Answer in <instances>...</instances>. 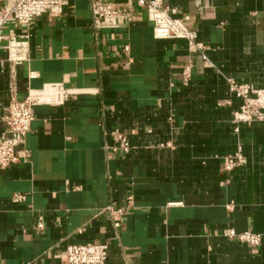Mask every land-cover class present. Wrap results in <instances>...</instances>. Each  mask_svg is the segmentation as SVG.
Returning <instances> with one entry per match:
<instances>
[{"label": "crops", "instance_id": "1", "mask_svg": "<svg viewBox=\"0 0 264 264\" xmlns=\"http://www.w3.org/2000/svg\"><path fill=\"white\" fill-rule=\"evenodd\" d=\"M164 4L202 50L159 39L138 8L128 27L96 31L91 0L5 30L29 41L21 65L0 58V139L13 79L20 100L46 103L27 161L0 169V264H66L67 248L86 243H109L107 264H264V240L225 236H264V123L236 120L230 88L264 99V0ZM115 131L130 152L112 151ZM239 152L245 163L226 173L224 157ZM111 205L125 214L102 212Z\"/></svg>", "mask_w": 264, "mask_h": 264}, {"label": "built area", "instance_id": "2", "mask_svg": "<svg viewBox=\"0 0 264 264\" xmlns=\"http://www.w3.org/2000/svg\"><path fill=\"white\" fill-rule=\"evenodd\" d=\"M72 0H7L0 8V58L3 52L9 55V61L15 68L28 60L29 35L17 37L13 32L5 35V30L11 26H25L30 28L42 16L51 18L62 16L64 9ZM147 12L149 19L155 24L156 36L159 39L186 40L193 50H202L197 41V34L187 28L183 22L176 18L177 11L167 7L164 0H129L126 11L120 10L110 0H91L93 26L96 31L114 30L128 27L134 19L136 9ZM7 41V44L4 42ZM34 76V75H32ZM189 72L184 75V82H189ZM232 93L242 100V106L236 116L241 123H264V99L260 92L255 91L248 84L230 81ZM45 98L29 95L24 100L18 97L15 79L11 84L10 104L7 114L3 117L6 130L0 139V169H9L29 158L25 149L28 135L32 131L36 119L35 107L45 104ZM116 145L113 152L128 153L132 146L128 138L120 131L113 132ZM245 160L242 154L224 157L223 167L226 173H231L236 167L243 165ZM111 216H122L124 209L111 205L102 211ZM43 218H40L38 228L43 229ZM225 236L231 240L247 243L253 247L260 246L264 240L263 235L246 232L238 234L227 230ZM109 243H86L71 245L65 254L66 264H107L109 258Z\"/></svg>", "mask_w": 264, "mask_h": 264}]
</instances>
